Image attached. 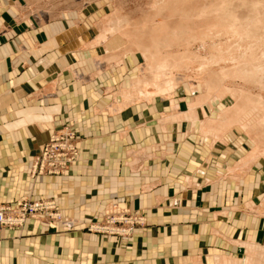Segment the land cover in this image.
Here are the masks:
<instances>
[{
    "label": "crops",
    "instance_id": "0c3cea01",
    "mask_svg": "<svg viewBox=\"0 0 264 264\" xmlns=\"http://www.w3.org/2000/svg\"><path fill=\"white\" fill-rule=\"evenodd\" d=\"M76 15L65 0H0V205L53 199L76 223L0 228V264H264V156L207 104L151 94L120 35ZM64 124L75 163L32 177ZM110 205L144 226L128 239L88 232Z\"/></svg>",
    "mask_w": 264,
    "mask_h": 264
},
{
    "label": "rangeland",
    "instance_id": "374dc122",
    "mask_svg": "<svg viewBox=\"0 0 264 264\" xmlns=\"http://www.w3.org/2000/svg\"><path fill=\"white\" fill-rule=\"evenodd\" d=\"M65 4L76 10V17L95 18L103 32L120 35L122 58L133 55V61L128 59L136 67L135 81L151 94L192 97L207 104L227 135L238 138L244 150L264 156V0H65ZM38 200L54 201L23 199L5 206ZM103 213L92 223L102 221ZM48 218L41 212L28 216L21 226L2 229L23 231L33 221L59 233L70 232Z\"/></svg>",
    "mask_w": 264,
    "mask_h": 264
},
{
    "label": "built area",
    "instance_id": "2783aa9c",
    "mask_svg": "<svg viewBox=\"0 0 264 264\" xmlns=\"http://www.w3.org/2000/svg\"><path fill=\"white\" fill-rule=\"evenodd\" d=\"M78 135L69 124H64L52 132L40 151L34 157L30 175L63 176L76 161ZM44 212L48 219L54 221L63 231H72L76 223L63 219L54 201L21 202L16 207L0 206V228L21 226L28 216ZM100 222L90 223L88 232L108 235L116 238H130L135 230L145 223L143 216L118 209L116 205L105 208Z\"/></svg>",
    "mask_w": 264,
    "mask_h": 264
},
{
    "label": "bare ground",
    "instance_id": "6f19581e",
    "mask_svg": "<svg viewBox=\"0 0 264 264\" xmlns=\"http://www.w3.org/2000/svg\"><path fill=\"white\" fill-rule=\"evenodd\" d=\"M39 220H41V219H39ZM49 223V222H48Z\"/></svg>",
    "mask_w": 264,
    "mask_h": 264
}]
</instances>
